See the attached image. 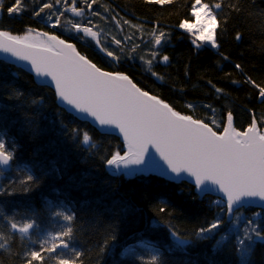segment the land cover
Returning <instances> with one entry per match:
<instances>
[{"label": "trees", "instance_id": "obj_1", "mask_svg": "<svg viewBox=\"0 0 264 264\" xmlns=\"http://www.w3.org/2000/svg\"><path fill=\"white\" fill-rule=\"evenodd\" d=\"M99 1L97 3L105 5L112 13H115L114 8H123L130 14L129 19H140L147 25L144 30L149 32H153V27L158 24L159 29L168 34L166 41L174 44H166L164 53L168 55L169 62L165 65L156 63L159 81L139 66L125 69L137 84L153 89L161 98L173 103L182 114L210 124L213 119L217 123L222 122L228 112L233 114L236 125L241 128L246 127L253 116L264 121V101L259 97L258 89L246 82V78L250 77L264 86V0H204L223 5L217 11L222 22L217 33V52L205 46L195 50L191 41L176 27L180 19L187 18L192 0H176L174 4L163 7L148 5L144 0ZM10 5L6 0L2 6L0 26L4 29L18 31L24 26H35L70 39L63 33L62 26L56 30L47 27L44 13L37 17L40 18L38 21L32 15L38 8L24 4L25 10L10 16L6 13ZM233 5H238L241 11L237 13ZM237 33L241 34L239 41L235 39ZM79 46L86 54L95 52L90 59L107 66L109 60L95 48ZM136 52L139 55L141 48H137ZM236 64H240L241 68L237 69ZM13 71H17V76H12L13 72L0 62V102L9 105L7 115L15 119L21 128V133L17 135L7 131L8 135L17 139L13 141L18 165L14 171L21 178L15 180L9 173L0 178V185L8 186L16 193L0 195V208L4 213L0 214V237L4 238L0 243L7 241L5 247L0 248V264H23V253L30 249L38 250L44 240H47L45 247L51 246V237L63 228L57 224L58 220L52 217L55 214H51L49 209L59 204L73 209L75 213L71 247L79 251L81 257L77 260L73 252L58 249L52 254L45 252L43 264L58 263V257L74 260L76 264H102L104 259L107 264H151L153 255L157 256L156 264H264V242L256 241L244 262L238 260L236 239L232 233L222 247H215L216 241L227 233L230 225L226 209L224 223L213 239L190 244L186 250H169L172 239L167 225H171L183 238L194 240L197 229L206 227L222 215L216 203L219 199L211 196L199 198L193 187L185 182L174 184L155 175L136 176L119 183L115 179L98 178L99 181L91 184L87 192L77 182L76 185L84 190L82 194L61 185L59 177L52 171L53 167L72 170L76 177L81 171L101 169L99 156L113 142L110 141L107 147L98 149L96 153H92L93 147L83 148L80 141L62 131L64 121H72V125L78 126V120L55 105L52 91L36 85L30 74L14 66ZM216 88L222 89V92L217 93ZM16 92L20 93V98H16ZM0 120L4 122L5 119ZM29 120L33 121L31 126ZM61 120L64 125H61ZM26 174H34L38 179L30 185L32 191L25 194L21 188L29 185H22L21 181ZM98 174L97 177L102 175L101 172ZM161 207L166 209L164 213L159 211ZM16 211L34 214L32 244L30 236L21 238L19 233L11 230V217L7 214ZM238 211L245 219L250 214L259 213V216H254L255 222L264 228V209L246 207ZM113 243H116L114 248L111 246ZM130 246L135 248V255L127 251ZM108 247L113 251H109ZM121 248L124 250L122 258ZM125 255L131 257L124 258Z\"/></svg>", "mask_w": 264, "mask_h": 264}, {"label": "snow or ice", "instance_id": "obj_2", "mask_svg": "<svg viewBox=\"0 0 264 264\" xmlns=\"http://www.w3.org/2000/svg\"><path fill=\"white\" fill-rule=\"evenodd\" d=\"M77 2L78 0H72L71 5L63 10H56L53 3L45 2L40 4L32 15L40 17L45 10H49L46 19L49 21L47 26L51 28L61 26L64 11L71 12L75 17H83L86 10L93 17L100 16L93 8L97 0H84L83 8L78 7ZM144 2L163 7L174 4L176 0ZM60 3L61 0H55V5ZM222 6L220 2L210 4L204 0H192L187 18L180 19L176 27L193 38L191 43L195 48L199 49L207 44L216 49L219 47L217 33L222 23L218 19L217 10ZM232 7L237 13L241 11L238 5ZM22 10L23 0H13L7 7L10 16L18 15ZM107 11L109 9L105 8V12ZM101 19L104 17L101 16ZM112 20L115 21L116 17L113 16ZM68 23L75 33L95 41L99 51L107 58L119 62V55L100 44L91 20L86 24L71 20ZM123 24L138 29L140 27L132 25L128 20H124ZM117 27L121 25L117 23ZM151 35V59L145 60L143 56L140 59L149 65L157 60L167 63L169 57L159 53L161 46L168 39V34L160 31L157 24ZM131 39L132 37H127V40ZM235 39L239 41L241 34L237 33ZM112 42L117 47L122 44V41L116 38H113ZM139 47L140 45L136 44L131 51L134 52ZM0 52L10 54L18 61L27 62L25 67L30 65L29 72L35 73L40 84L54 86L56 98L66 111L74 112L84 120H91L101 131L109 134L118 130L123 146L102 157L111 175L156 173L170 181L188 179L194 184L198 194L215 192L221 195V199L216 203L221 208L222 215L217 216L206 227L197 229L194 240L183 238L171 225H167L172 239L170 251L172 248L186 250L190 244L213 239L224 223L225 206L231 224L228 232L236 234L239 261L247 260L252 251L251 246L256 241L264 242V228L255 222V217L247 220L242 234H239V222L244 217H237L235 221L232 219L233 213L245 203L255 198L264 201V121H259L253 116L246 128L238 130L234 127L231 112L227 113L226 121L217 123L213 119L211 124L193 118L192 115L182 114L169 103L139 87L129 75L102 70L86 55L81 54L74 43L48 31L29 28L24 35H12L10 31L0 30ZM235 67L240 69L241 65L236 64ZM151 74L154 77L158 75L154 71ZM246 82L258 89V95L264 101V86L257 84L250 77L246 78ZM215 91L221 93L222 89L216 88ZM15 96L20 98V93L16 92ZM0 118H4L2 114ZM28 124L31 126L33 121L29 120ZM221 124L222 131H218ZM90 140V135L85 131L82 143L87 146ZM13 145H9L0 133V166L10 167V163L15 159ZM52 171L58 173L59 169L53 167ZM3 173L4 168H0V175ZM37 179L34 174H26L21 184L29 186L22 187L21 192L26 194L32 191L30 185L35 184ZM4 194L16 193L14 189L0 185V195ZM159 211L164 213L166 209L161 207ZM54 214L62 217L67 223L61 231L51 237L53 242L50 247L44 246L47 243V240H44L38 250L25 251L23 264H43L44 253H56L58 249L73 252L77 260L81 257V253L71 247L75 214L65 211H57ZM9 223L12 232L19 233L21 238L29 236L30 230L35 227V223L29 221L18 223L9 220ZM112 238L115 239V236ZM3 239L0 237V240ZM228 240L229 235L226 233L216 241L215 247H222ZM6 243L7 241L0 243V248H4ZM127 251L135 255L134 247L130 246ZM156 261L157 256L153 255L151 264H156ZM58 264H76V261L58 257Z\"/></svg>", "mask_w": 264, "mask_h": 264}, {"label": "bare ground", "instance_id": "obj_3", "mask_svg": "<svg viewBox=\"0 0 264 264\" xmlns=\"http://www.w3.org/2000/svg\"><path fill=\"white\" fill-rule=\"evenodd\" d=\"M7 2L12 4L13 0H7ZM45 2H48V1L47 0H23V5L26 4L27 6H30V7H33V8L36 9V8H38L40 6V4L45 3ZM71 2H72V0H66L65 1L66 6L71 5ZM96 4H98V3H96ZM66 6L63 9H65ZM77 6L83 8L85 6L84 5V0H78ZM93 6H95V4ZM1 8H3V7H1ZM23 9L25 10L26 8H24V6H23ZM27 9H31V8L27 7ZM117 9L114 8V12L115 13L111 12V13L107 14L106 16H103L104 19H101L100 16H97L94 19H91V16H89V13H88L87 10L85 11V15L83 17H88L90 20H92V23L95 25L93 30L98 33V37L97 38L100 41V44L102 46H104V47H107L109 50L114 51L117 55H119L121 57L119 62H114L110 58H107L103 53H101L99 51L95 41L91 40V38H89V37H83V34L75 33V31L71 27V24L68 23V21L71 20L73 22H80L81 24H86L87 21L89 20L88 18L81 19L82 17H75V16L72 15L71 12L64 11V15L68 16L69 19L65 18L64 15H62L61 16V26L62 27H60V28H62L64 30L63 33H65V35H67L68 38H70V39H66V38H63V39H66L67 41H69L71 43H74L76 45V47H77V50L81 54L86 55L89 59H90V55L91 56H95L96 53L95 52H90L89 54H86L84 48H81L79 46V44L86 45V46H88L90 48H92V47L95 48V50L98 51L102 56H104L106 60L108 59L109 62L106 63L107 66H104L102 63H98V62H96L94 60H91V59L90 60L93 63H95L98 67H100L102 70H104V71L121 72V73H124V74H127V75L130 76V74L125 71V69L134 68L133 65H135V66H139L140 68H142L145 72H147V74L150 77H153L156 81H159L158 75L156 77H154V76H152L151 73L154 71V72H156L158 74V71L156 70L157 69L156 68V66H157L156 63L160 64L161 62H159L157 60V61H153V63L151 65H149V64L145 63L144 61H142L140 59L141 56H143L145 60L151 59V56L149 54V50L151 49V46L149 47L148 50H146V47H147L146 38L141 40L140 42H136V40H134V41L133 40H128L127 41V37L136 36L139 31H141L143 33L144 29L147 27V25H145V23L143 21H141L140 19H137V18H135V20L129 19L130 14H128L125 10H123V8L119 7V9L118 10ZM122 13H124V14H126L128 16V18H126V20L130 21L132 25L140 26L139 29L131 27L130 25L123 24L124 15ZM48 14H49V10L47 11V15ZM57 14H59V12H57ZM14 15H16V14H14ZM113 16L116 17L115 21L112 20ZM35 18L37 19V17H35ZM39 19L40 18H38L37 20L39 21ZM53 19H55V17H53ZM107 19H108V21H107ZM104 20H106L105 23H103ZM117 23H119L121 25V27H117ZM47 25L48 24H46V26ZM25 27L26 26L23 27L24 28L23 30L12 31V30L7 29V28L4 29L3 27L0 26V30L10 31V33L12 35H24V34L27 33L29 28L35 29L37 31H46V30H43V29L40 30L39 28H36L35 26H28L26 28ZM114 28H116V29L118 28L119 31L116 32V29H114ZM153 29H154V27H153ZM54 30H56V28H54ZM159 30L162 31L161 29H159ZM180 31L183 34H185V36H184L185 38L187 37L190 41L193 39L187 33H184L182 30H180ZM48 32L54 33V34H56V35L61 37V35L57 34L56 32H51V31H48ZM58 33H61V32L58 31ZM121 34H123V37H122V40H121L122 44H121L120 47H117L115 44L113 45L112 41H113V38L121 39V38H119ZM179 39L180 38H178V41H179ZM136 43L139 44L140 45L139 48H141V53L139 55L137 54L136 50L134 52L131 51V49L136 45ZM166 44H170L171 46L174 45L171 42L166 41L160 48V53L159 54L161 56L167 55L166 53H164L165 49H166ZM191 46H193V48L195 50L197 49V48L194 47V45L192 43H191ZM205 47H208L213 52H217V50H218V48L213 49L210 45H206V44H205ZM129 57H131V58H129ZM0 62L5 64L7 69L10 72L11 71L13 72V73H11L12 76H17V71H13V66L16 67L15 65H13L12 63H10L9 61H7V60H5L3 58H0ZM165 64H167V63H162L161 65H165ZM16 68H18V69L30 74L32 80L34 81V83L36 85L47 87L45 85L40 84L38 82V79L36 78L35 75H32L31 73H29L25 69H22L21 67H16ZM130 78H132V77L130 76ZM133 81L136 83V81L134 79H133ZM137 85L139 87H141L142 89L148 91L150 94L156 95L157 97L161 98L158 94H156L153 91V89H146V88L142 87L139 84H137ZM47 88H49L52 91V93H53L55 105L58 108L60 107L66 113H68L70 116H72V117H74L75 119L78 120L77 121V125L78 126L72 125L73 124L72 121H64V123L66 122L65 125H64V123L61 120V125H64V126H62V131L67 132L68 134H70L72 139H75V141H80V144L82 145V147L86 146V145H84L82 143L83 133L86 131L90 135V138H91L90 144L87 145V146H92V147H94L96 149L94 151L92 150L93 151L92 153H96L99 150H101L102 148L107 147L106 145L109 144L110 141L113 142L112 146L106 152L103 151L104 153L101 156H99L100 157L99 161L102 164V166L100 167L101 169H97L95 171H86V170L85 171H81L76 177V174L74 175V172L72 170L65 171L66 170L65 168H61L59 166H55V168L59 169V172L58 173L55 172V175L57 177H59V183L61 185L68 187L69 189H71L72 191H74L76 193L82 194L84 192V190L87 192V189L91 186V184H94L95 182L97 183L99 181L98 178L105 179V180H107V179H115V181L117 183H119L120 181L129 180V179H132V178H134L136 176H138V177H147L148 175H152V174H146V175L139 174V175H134V176H113V175H111L110 172L106 169V166L103 163L102 157L107 156V154L109 152L111 153V152L115 151L117 148H121L123 146L122 137L119 135L118 130H116L114 132H111L109 134L106 131H101L98 126L94 125L91 122V120L86 122V121H84L82 119H79L78 117L73 115L74 114L73 112H68V111L65 110L64 106L57 100L56 95H55V90H54L53 87H47ZM161 99L164 100L166 103H169L170 106H172L175 110H177L173 103H170L168 100H165L163 98H161ZM7 106H9V105H7L6 103L0 102V114H2L3 117H4V118H1V119H5L4 122H0V133L3 134V137L5 138L6 142L9 145H13L12 142L13 141H17V139H15V138L11 137L10 135H8L7 131L14 132L17 135V134L21 133V128H20L19 124L15 121V119H11L10 116L7 115V110H8ZM186 115H188V114H186ZM193 118H195V117H193ZM233 118H234V116H233ZM0 121H3V120H0ZM222 121H226V114L224 115V119H222ZM235 122L236 121H235V118H234L233 119L234 127H236L238 130H243L244 128H246L248 126L247 125L246 127L241 128V127L237 126ZM73 129H76L78 131L74 132ZM218 131H222V127ZM13 147H14V150H15L16 148H15L14 145H13ZM16 158H17V156L10 163V167H7V169H4L3 175L9 173L10 177H13L15 180H18L19 178H21V176L17 175L15 173L16 171H14V168H16V166H18L17 163H16ZM60 162H61V160H60ZM73 169L75 170L76 168H73ZM29 170L32 171L30 168H29ZM98 172H101L102 175L97 177ZM74 177L78 178V180H73ZM95 177H97V179ZM0 178H1V175H0ZM162 179H164V178H162ZM164 180H166L168 182H171V183H174V184H178L180 182H185V183L191 185L193 187V189H194V186L192 184H190V182H188L187 180H183V181H180V182H174V181H170V180H167V179H164ZM77 182H79L82 185L84 190L76 185ZM208 196L209 197L210 196L214 197V198L219 199V200L221 199V198H219L217 196H213V195H203L202 197H208ZM199 198H201V197H199ZM42 203L46 204V202H42ZM248 207H250V206H248ZM45 208H46V206H44V209ZM241 208H246V207H241ZM241 208H239V209H241ZM55 209H56V212L58 210H60V211H65V212H67L69 214L74 213L73 209H71V208L67 209V206H61L60 204L57 205V206L50 207L49 212L51 214H54V210ZM225 209H226V206H225ZM239 209H237L234 213L235 214L240 213V211H238ZM99 211H101V210H99ZM42 212H44V211L42 210ZM0 214H4V213H2L1 208H0ZM7 215H9L11 217L12 221L18 222V223H23L25 221H29L30 222V221H33V219H34V214L32 215L29 211L28 212H17L16 211L14 214L11 213V214H7ZM53 216H54V218L56 220H58L57 224H59L62 228L67 223V222L62 220V217H57L55 215H52V217ZM72 227L75 228V226L73 224H72ZM34 228L32 230H34ZM32 230H30V234H29V236L31 237L30 244H32V238H33V235H31L32 234ZM11 238L14 239V236H11ZM115 245H116V243H113L111 246L114 248ZM72 246L77 247L76 244L75 245L72 244ZM122 248H123V246H122ZM122 248L120 249V258H122L123 254H124V250ZM108 250L109 251H113L111 247H108ZM128 257H131V256L125 255L124 258H128ZM54 263L56 264L57 262H54ZM54 263H51V264H54ZM102 264H107L105 259L103 260Z\"/></svg>", "mask_w": 264, "mask_h": 264}, {"label": "rangeland", "instance_id": "obj_4", "mask_svg": "<svg viewBox=\"0 0 264 264\" xmlns=\"http://www.w3.org/2000/svg\"><path fill=\"white\" fill-rule=\"evenodd\" d=\"M6 0H0V14H1V11H2V6L4 5V2H5ZM65 1L66 0H61V3L59 4V5H55V0H54V2H53V4H54V8L56 9V10H63V8L66 6V4H65ZM93 8H94V10L96 11V12H98V13H100V17L101 16H106L107 14H109V13H111L110 11H107V12H105V8H108V7H106L105 5H102L101 6V4H95V6H93ZM111 10V9H110ZM47 11L48 10H45V13H44V23H45V25L46 24H49V21L46 19V17H47ZM89 13V16H91V14H90V12H88ZM65 17V16H64ZM97 17V16H96ZM66 18V17H65ZM83 18H88V17H82L81 19H83ZM95 17H93V16H91V19H94ZM124 18V20H126V18L127 17H123ZM89 19V18H88ZM90 20V19H89ZM92 21V20H91ZM48 27V26H47ZM146 29V28H145ZM119 31V29L117 28L116 29V32H118ZM151 31L149 32V31H147V30H144V32L142 33L141 31H139L138 32V34L136 35V36H133L132 37V39L131 40H136V42H140L141 40H143V39H145L146 38V40H147V47H146V50H148L149 49V47L151 46L152 47V42H153V37H152V35H151ZM35 33H33V35H34ZM133 35V34H132ZM122 37H123V34H121L120 35V37L119 38H121L120 40H122ZM128 41V40H127ZM137 44V43H136ZM114 45V44H113ZM207 45V44H206ZM202 46H205V45H202ZM137 49V48H136ZM84 121H86V122H88L89 120H84ZM82 146V145H81ZM89 147H92V146H83V148H89ZM93 151L94 150H96V149H94V147L93 148H91ZM89 152V151H88ZM23 165H24V163H23ZM217 202V201H216ZM220 212H221V208H220ZM224 212H225V210H224ZM240 216H243V215H240V213H238V214H234L233 213V215H232V219H234V220H236V218L237 217H240ZM254 216H255V213H253V214H250V215H248V217H246V219H245V216H243L244 217V219L243 220H241L240 222H239V228H240V233L239 234H242V231H243V227H244V225L246 224V222H247V220L248 219H251V218H254ZM229 221V220H228ZM229 223V222H228ZM231 227V224L228 226V229ZM227 234L229 235V234H231V232H228L227 231ZM232 235H234V237H235V235L236 234H233L232 233Z\"/></svg>", "mask_w": 264, "mask_h": 264}, {"label": "water", "instance_id": "obj_5", "mask_svg": "<svg viewBox=\"0 0 264 264\" xmlns=\"http://www.w3.org/2000/svg\"><path fill=\"white\" fill-rule=\"evenodd\" d=\"M0 58H3V59H5V60L9 61L10 63H12L13 65H15L16 67H21L22 69H25L26 71L29 72L28 68H30V65H28L27 67H25V65L27 64V62H24V61H18V60H16L14 57H12L10 54H5V53H2V52H0ZM29 73H31V72H29ZM31 74H32V75H35V73H31ZM53 88H54V86H53ZM73 113H74V112H73ZM73 115L76 116V117H78L79 119H82V118H80L79 115L76 114V113H74ZM82 120H84V119H82ZM0 167H1V168H4V169H7V167L5 168L4 166H0ZM143 174H144V175H146V174H152V175H156V176H158V177H161V178L167 179L166 177L161 176V175L156 174V173H143ZM134 175H139V174H134ZM134 175H131V176H134ZM167 180H168V179H167ZM184 180H187V181L189 182L188 179H184ZM174 182H180V181H174ZM190 184H192V185L194 186L193 183H190ZM194 192H195L199 197H202L203 195H213V196H217V197L221 198V195H220V194H217V193H215V192H210V193H206V194H203V195L198 194V191L196 190L195 186H194ZM248 206L253 207V208H257V209H264V201H260L258 198H255V199L251 200L250 202L245 203V204L243 205V207H248ZM226 215H227V214H226ZM227 220H229L228 215H227Z\"/></svg>", "mask_w": 264, "mask_h": 264}]
</instances>
